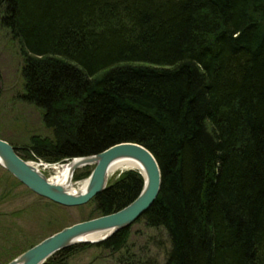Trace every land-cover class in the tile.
I'll return each instance as SVG.
<instances>
[{"label": "trees", "instance_id": "obj_1", "mask_svg": "<svg viewBox=\"0 0 264 264\" xmlns=\"http://www.w3.org/2000/svg\"><path fill=\"white\" fill-rule=\"evenodd\" d=\"M0 29L22 58L20 100L50 132L32 135L25 156L0 137L21 159L65 164L138 144L160 169L139 220L165 231V264H264V0H0ZM142 186L123 173L90 202V219ZM129 231L45 264L92 247L118 253Z\"/></svg>", "mask_w": 264, "mask_h": 264}, {"label": "rangeland", "instance_id": "obj_2", "mask_svg": "<svg viewBox=\"0 0 264 264\" xmlns=\"http://www.w3.org/2000/svg\"><path fill=\"white\" fill-rule=\"evenodd\" d=\"M21 68L22 58L16 43L0 29V137L25 156L32 135L48 137L50 132L44 127L40 111L20 100ZM26 161L49 164L41 160ZM60 166L49 167L46 176L51 179ZM89 168L93 170L94 166ZM121 175L109 178L108 183ZM62 208L18 185L0 167V264L7 263L60 228L91 220L95 215V206L90 202L80 207ZM129 228L124 250L112 253L102 248H87L71 254L66 264H165L170 251L165 231L149 228L142 220H137Z\"/></svg>", "mask_w": 264, "mask_h": 264}, {"label": "water", "instance_id": "obj_3", "mask_svg": "<svg viewBox=\"0 0 264 264\" xmlns=\"http://www.w3.org/2000/svg\"><path fill=\"white\" fill-rule=\"evenodd\" d=\"M118 161L135 162L138 164L136 167L141 170L137 173L142 178L143 186L132 203L115 213L65 227L43 239L8 264H44L56 253L69 247L98 244L120 230L129 228L156 200L161 187V174L155 158L146 148L134 143H121L98 155L73 158L65 163L75 165L70 174L72 180L78 170L94 166L86 179L85 191L72 193L53 184L46 176V170L49 167L59 166V164L25 161L17 155L13 146L0 139V167L31 193L64 208L84 206L106 190L109 184L108 170ZM133 167L128 168L127 171L136 172Z\"/></svg>", "mask_w": 264, "mask_h": 264}, {"label": "bare ground", "instance_id": "obj_4", "mask_svg": "<svg viewBox=\"0 0 264 264\" xmlns=\"http://www.w3.org/2000/svg\"><path fill=\"white\" fill-rule=\"evenodd\" d=\"M75 165L72 164H63L62 166H60L59 168H57V172L56 174L50 179V182H52L53 184H57L65 189H67L70 192H78L81 193L83 191H85V187L87 185V181L86 179L81 180V181H75L74 178L72 180L70 174L72 171V168ZM134 166V167H133ZM138 166L137 163L135 162H129V161H118L113 163L109 170H108V174L107 177L111 178V177H115L118 176L120 174H123L125 172H128V168L133 167L135 168L134 170L136 172H141L140 168L136 167ZM75 176V175H74ZM78 183V184H77ZM74 184V185H73ZM99 195V194H98ZM97 196V195H96ZM95 196V197H96ZM95 197L90 201L92 202ZM101 217V216H100ZM98 218V217H95ZM94 218V219H95ZM79 223V222H78ZM75 224V223H74ZM73 225V224H72Z\"/></svg>", "mask_w": 264, "mask_h": 264}]
</instances>
